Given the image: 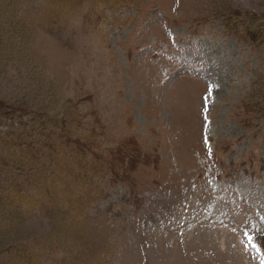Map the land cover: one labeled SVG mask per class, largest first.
Segmentation results:
<instances>
[{"label": "rangeland", "instance_id": "obj_1", "mask_svg": "<svg viewBox=\"0 0 264 264\" xmlns=\"http://www.w3.org/2000/svg\"><path fill=\"white\" fill-rule=\"evenodd\" d=\"M0 264H264V0H0Z\"/></svg>", "mask_w": 264, "mask_h": 264}, {"label": "trees", "instance_id": "obj_2", "mask_svg": "<svg viewBox=\"0 0 264 264\" xmlns=\"http://www.w3.org/2000/svg\"><path fill=\"white\" fill-rule=\"evenodd\" d=\"M35 150H31V154H32V156L33 157H36L37 156V154H35V152H34ZM82 155V154H81Z\"/></svg>", "mask_w": 264, "mask_h": 264}]
</instances>
